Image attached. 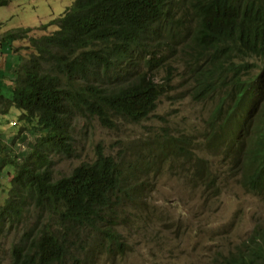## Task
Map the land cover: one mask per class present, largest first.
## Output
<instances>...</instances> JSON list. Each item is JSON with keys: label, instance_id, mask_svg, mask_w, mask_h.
<instances>
[{"label": "trees", "instance_id": "obj_1", "mask_svg": "<svg viewBox=\"0 0 264 264\" xmlns=\"http://www.w3.org/2000/svg\"><path fill=\"white\" fill-rule=\"evenodd\" d=\"M12 1L0 0V7ZM60 20L51 34L30 35L24 62L0 80V124L28 143L27 151L17 149L6 142L11 134L2 142L8 157L0 153V174L12 169L13 176L0 205V239L11 234L9 224L28 218L31 203L47 219L14 234L11 264H104L113 250L123 251L126 238L116 223L129 224L128 208L138 216L150 208L133 189L149 164L140 139L132 140L136 152L121 139L116 155L98 145L94 158L81 157L62 176L54 173L53 156L75 155L88 121L147 119L165 93L166 82L153 72L171 40L188 57L195 99L221 94L207 120L210 152L227 161L244 188L264 196V0H75ZM17 37L24 35L8 30L0 43L19 50L12 47ZM250 62L261 68L258 77L247 71ZM12 108L15 118L7 117ZM159 136L148 153L164 154V161L181 152L177 136ZM148 217L138 223L156 236ZM216 261L264 264V228Z\"/></svg>", "mask_w": 264, "mask_h": 264}, {"label": "rangeland", "instance_id": "obj_2", "mask_svg": "<svg viewBox=\"0 0 264 264\" xmlns=\"http://www.w3.org/2000/svg\"><path fill=\"white\" fill-rule=\"evenodd\" d=\"M74 1L14 0L0 7V18L7 17L0 31V39L8 30H11V35H24V38L17 37L18 41H13V49L19 50H11L0 43L1 81L4 74L12 76L14 69L24 62L20 54L25 52L23 46L28 44L30 35L51 34L57 30L60 18ZM190 17L188 15L187 19ZM168 43H172L168 56L153 72L158 81L166 82L165 93L147 119L134 123L114 118L111 125L104 126L97 120L88 121L78 134L75 155L53 156L54 173L62 176L78 166L81 157L94 158L98 145L105 149V153L116 155L120 151L118 142L121 139L130 140L133 146L132 140L138 138V146L149 148L155 144V140L161 141L160 134L169 132L181 142L182 150L175 160L166 162L162 156L151 164L148 156L142 154L149 164L143 167L144 173L138 176L143 183L137 196L149 202L150 208L141 216L131 210L133 217L126 226L117 223L126 238L124 249L121 253L113 250L112 260L104 264H220L217 258L232 251L240 240L247 239L256 224L264 222V196L249 192L237 179L227 175L224 161L217 157L216 152H210L206 142L211 106L221 102V94L217 92L208 100L195 99L194 82L185 63L188 57L175 41ZM250 71L251 76L258 77L261 68L255 64ZM16 116L13 108L7 114L9 118ZM84 124V119L78 120L77 130ZM0 132L1 150L2 142L7 138L1 124ZM8 138V144L15 145L17 149L24 146L28 150L27 141L21 145L25 138L19 140L17 133H11ZM0 153L8 157L3 148ZM150 157L153 158L152 155ZM188 166L199 174L186 171ZM205 167L212 174L218 169L211 188H208L211 175L205 172ZM12 176V169L10 175L7 170L0 174V205H4L8 198ZM220 181L221 185L217 187ZM146 217L154 225L150 231L157 232L156 236L140 227L138 221ZM43 220L47 221L39 219V210L31 203L26 220L23 216L20 221L9 224L11 234L0 239V264H11L10 250L15 241L14 234L19 237L25 231H30V225L35 224L38 228ZM104 258L107 259L106 256Z\"/></svg>", "mask_w": 264, "mask_h": 264}, {"label": "clouds", "instance_id": "obj_3", "mask_svg": "<svg viewBox=\"0 0 264 264\" xmlns=\"http://www.w3.org/2000/svg\"><path fill=\"white\" fill-rule=\"evenodd\" d=\"M249 59H252V58H249ZM249 59H247V60H249ZM250 61V60H249ZM253 61V60H252ZM250 64V67L247 69V71H250L253 67H255V64L253 63V62H250L249 63ZM130 122H132V121H130ZM141 122V121H140ZM134 123H138V122H134ZM3 127H4V125H2ZM5 129V132H6V134L8 135V134H11V132H9V130L8 129H6V128H4ZM5 135V134H4ZM7 135H5L6 137H7ZM162 141V140H161ZM161 141H157V140H155V144H158V145H160V142ZM212 143V142H211ZM154 144V145H155ZM178 144L180 145V148H181V142H178ZM180 148H179V151H180ZM148 149V147H145L144 148V154L146 155V156H148V158H149V160L151 161V164L154 162V161H156V160H158L159 158H161L164 154H161V155H157V154H152V153H148L146 150ZM174 154V153H173ZM179 154H180V152L179 153H177V154H174V156L173 157H171V158H168V159H166L165 161L167 162V161H170V160H175V159H178V157H179ZM150 155H152L153 156V158H151L150 157ZM187 160H189L188 158H187ZM223 160V159H222ZM224 161V167H225V171H226V174L227 175H230L232 178H235V179H237L238 180V182H240L239 181V178L234 174V172H233V170H232V168H231V166L227 163V161H225V160H223ZM204 170H205V172L207 173V174H210L211 175V177L209 178V180H210V183H209V186H208V188H211V187H213L214 186V178H216V176H217V174H218V169H216L215 170V172L212 174V172H211V170L210 169H208L207 167H205V168H203ZM191 171V173L193 174V175H198L199 173H197L196 171H195V169H192L191 168V166H188L187 168H186V171ZM200 178H202V175H200ZM142 181H139L138 180V177H136V180L134 181V183L133 184H135V186H134V191H135V193L138 195L140 192H141V187H142ZM221 185V181L220 182H217V184H216V186L217 187H219ZM136 188V189H135ZM258 196H262V195H259V194H257ZM130 211L131 210H134V209H132V208H128ZM134 211H136V210H134ZM115 227L117 228V230H118V232L120 233L121 232V230H120V228H119V226H118V224L116 223V225H115ZM261 229V228H264V222H262V223H258V224H256L253 228H252V230H251V232L249 233V235H248V237H247V239H249V237L254 233V231L256 230V229ZM122 233V232H121Z\"/></svg>", "mask_w": 264, "mask_h": 264}, {"label": "crops", "instance_id": "obj_4", "mask_svg": "<svg viewBox=\"0 0 264 264\" xmlns=\"http://www.w3.org/2000/svg\"><path fill=\"white\" fill-rule=\"evenodd\" d=\"M4 128L8 129L7 127L4 126Z\"/></svg>", "mask_w": 264, "mask_h": 264}]
</instances>
